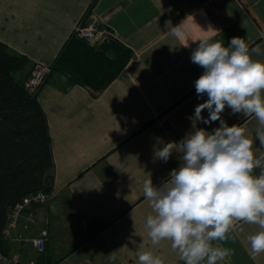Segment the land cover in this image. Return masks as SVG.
Segmentation results:
<instances>
[{
    "label": "crops",
    "instance_id": "1",
    "mask_svg": "<svg viewBox=\"0 0 264 264\" xmlns=\"http://www.w3.org/2000/svg\"><path fill=\"white\" fill-rule=\"evenodd\" d=\"M91 1L0 0V42L26 61L14 73L18 79L28 78L35 65L51 66L80 23L107 28L134 54L97 94L54 73L41 85L37 101L54 163L51 200L62 194L69 198L79 231L61 244L63 249L52 248L49 239L37 254L25 239L44 228L39 222L47 212L41 206L32 226L20 219L12 230L9 255L19 264H28L29 255H44L47 264H98L102 250L109 259L101 264H139L138 252L147 251L163 264H185L171 241L152 244L146 220L155 213L143 184L151 178L159 186L181 164L182 154L175 152L179 145L167 162L154 159V148L179 143L195 128L219 127V121L193 125L189 119L208 98H199L194 85L204 71L190 59L198 42L210 37L228 47L231 38L240 37L250 50L259 45L261 53L252 59L264 61V0H98L86 18ZM181 24L187 30L184 39L170 34ZM210 27L216 31L206 32ZM222 118L244 129L264 164V148L255 139L264 126L255 115L232 114L226 106ZM260 173L261 168L253 171ZM262 230L239 221L227 240L212 243L232 250L231 264H264V252L254 256L248 239Z\"/></svg>",
    "mask_w": 264,
    "mask_h": 264
},
{
    "label": "clouds",
    "instance_id": "2",
    "mask_svg": "<svg viewBox=\"0 0 264 264\" xmlns=\"http://www.w3.org/2000/svg\"><path fill=\"white\" fill-rule=\"evenodd\" d=\"M215 31L210 27L206 32ZM170 34L184 39L187 30L181 24L172 27ZM260 53L259 45L250 50L240 37L231 38L228 47L202 38L190 59L204 70L194 82L197 96L208 98L189 119L193 125L219 121V127L212 132L195 128L179 143L154 148V159L164 162L177 145L175 152L182 155L180 166L162 184L154 185L151 178L144 181L143 193L155 213L147 216L148 235L153 245L171 241L185 264H231L232 250L212 242L227 240L239 221L264 229V164L255 157L253 140L244 129L228 126L222 118L227 106L232 114H254L264 126V61L252 59ZM255 139L264 148V131L258 130ZM255 168H261L259 176L253 175ZM248 239L254 256L264 252V230ZM138 260L139 264H163L147 251L138 252Z\"/></svg>",
    "mask_w": 264,
    "mask_h": 264
},
{
    "label": "trees",
    "instance_id": "3",
    "mask_svg": "<svg viewBox=\"0 0 264 264\" xmlns=\"http://www.w3.org/2000/svg\"><path fill=\"white\" fill-rule=\"evenodd\" d=\"M98 0H92L88 18ZM133 52L115 39L91 48L73 38L50 66L51 73L66 76L70 85L100 93L133 58ZM26 61L0 42V253L9 255L3 232L10 213L38 193L52 194L54 163L45 114L37 93L24 86L27 76L16 78ZM38 209L39 205L32 206Z\"/></svg>",
    "mask_w": 264,
    "mask_h": 264
},
{
    "label": "built area",
    "instance_id": "4",
    "mask_svg": "<svg viewBox=\"0 0 264 264\" xmlns=\"http://www.w3.org/2000/svg\"><path fill=\"white\" fill-rule=\"evenodd\" d=\"M77 38L84 42L101 46L114 39V35L110 30L96 24H78L74 33ZM51 73L50 66L35 65L30 76L24 81V86L29 93H36L39 91L41 85L46 81ZM52 198V194L38 193L36 195L26 198L21 205H18L10 213L7 226L3 232L4 237H10L12 230H14L20 221L24 219L28 226H32L36 222L37 209H32L34 205L43 206ZM25 242L30 245L37 254H42L45 249L46 232L42 231L39 236L25 239ZM0 264H19L15 257L0 253ZM28 264H35L30 261ZM67 264V263H61ZM69 264V263H68Z\"/></svg>",
    "mask_w": 264,
    "mask_h": 264
},
{
    "label": "rangeland",
    "instance_id": "5",
    "mask_svg": "<svg viewBox=\"0 0 264 264\" xmlns=\"http://www.w3.org/2000/svg\"><path fill=\"white\" fill-rule=\"evenodd\" d=\"M73 38L87 44V46L91 48L96 49L100 47L97 45L88 44L84 42L83 40L77 38L75 35H73ZM53 73L64 78L65 82L70 84V82L68 81L65 75L58 73V72H53ZM43 207H45V212L47 213H45V215L41 218L39 222V224L42 227H44L40 231V233L42 231L46 232V243L50 239V246L52 245V248L56 246V249H57L60 246V249H63V246H61V244L65 242L64 244L66 245L68 241H73L74 240L73 238L76 237V236H73V234H75L77 230L79 231V228H78L79 224H77L78 218L74 213L72 203L70 202L69 198L65 194H62L61 196H58L56 200L50 199L47 204L43 205ZM54 208L57 211L59 210L60 213L58 214V212L55 211ZM31 237H36V236L32 235ZM60 252L61 251H59L58 253ZM100 253H101V256L98 257L99 261L109 259L108 255L104 253L102 250ZM27 257H26L27 262L34 261L35 264H47L46 258L44 257V255H38V256L29 255ZM55 264H57V262Z\"/></svg>",
    "mask_w": 264,
    "mask_h": 264
}]
</instances>
